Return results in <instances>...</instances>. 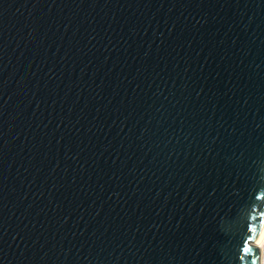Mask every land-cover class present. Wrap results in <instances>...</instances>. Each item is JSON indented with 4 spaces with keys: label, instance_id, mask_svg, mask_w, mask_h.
<instances>
[{
    "label": "water",
    "instance_id": "1",
    "mask_svg": "<svg viewBox=\"0 0 264 264\" xmlns=\"http://www.w3.org/2000/svg\"><path fill=\"white\" fill-rule=\"evenodd\" d=\"M264 0H0V264H258Z\"/></svg>",
    "mask_w": 264,
    "mask_h": 264
},
{
    "label": "built area",
    "instance_id": "2",
    "mask_svg": "<svg viewBox=\"0 0 264 264\" xmlns=\"http://www.w3.org/2000/svg\"><path fill=\"white\" fill-rule=\"evenodd\" d=\"M257 247L259 251L258 264H264V238L257 244Z\"/></svg>",
    "mask_w": 264,
    "mask_h": 264
},
{
    "label": "bare ground",
    "instance_id": "3",
    "mask_svg": "<svg viewBox=\"0 0 264 264\" xmlns=\"http://www.w3.org/2000/svg\"><path fill=\"white\" fill-rule=\"evenodd\" d=\"M264 238V227H262L260 234L258 235V238L255 242V245L257 246V244L261 241V239Z\"/></svg>",
    "mask_w": 264,
    "mask_h": 264
}]
</instances>
